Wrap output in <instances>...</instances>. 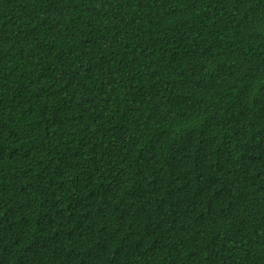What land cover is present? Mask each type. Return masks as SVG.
<instances>
[{"label":"trees","instance_id":"obj_1","mask_svg":"<svg viewBox=\"0 0 264 264\" xmlns=\"http://www.w3.org/2000/svg\"><path fill=\"white\" fill-rule=\"evenodd\" d=\"M0 264H264V0H0Z\"/></svg>","mask_w":264,"mask_h":264}]
</instances>
